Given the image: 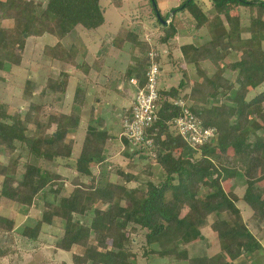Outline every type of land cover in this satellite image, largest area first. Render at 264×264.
<instances>
[{"label": "trees", "instance_id": "16d2710c", "mask_svg": "<svg viewBox=\"0 0 264 264\" xmlns=\"http://www.w3.org/2000/svg\"><path fill=\"white\" fill-rule=\"evenodd\" d=\"M210 1L214 13L205 12L197 0H185L171 11H176L174 17L179 12L185 17L189 14L190 25L194 23L197 31L203 27L210 31L209 40L188 46L185 64L209 61L217 70L209 74L206 69H200V90L192 89L183 96L182 89L190 87L187 70H184L187 81L169 90L161 88L157 120L146 131L152 143L136 147L133 152L140 157L148 152L152 161L162 166L167 175L163 183L148 181L131 187L129 182L134 177L130 173H126L127 181L123 184L103 181L101 173L96 175L92 167H99L107 160L108 142L112 139L98 122L86 128L82 154L75 162L73 190L57 202L58 182L51 177L58 175L60 160L72 157L67 137L78 130L81 123L80 111L66 113L53 108L67 92L69 75L62 72L58 79L48 78L39 103L32 100L24 113L10 115L7 106L0 101V147L10 155L21 150L37 159L36 163H22L20 154L11 157L0 188V203L9 199L18 205L32 206L39 194L48 191L49 185L54 198L45 201V212L34 226H24L20 232L23 237L37 240L44 225H53L59 217L63 233L57 240V248L71 251L78 246L83 249L82 253L73 254L74 264H139L131 255L132 235L139 227L146 230L145 242L149 249L143 255L149 258L155 256L187 264H221L236 262L260 249L261 244L253 232L246 230L240 234L229 222L230 218L239 216L242 209L237 206L239 196L228 193L223 183L241 171L246 180L241 199L252 209V216L264 222V0ZM151 2L156 14L159 12L161 18L169 19L171 11L163 16L158 7L155 9L156 0ZM241 7L250 8L247 24L239 15ZM5 21L11 24L4 25ZM105 23L101 0H5L0 4V74L7 64H21L29 37L46 33L58 38L55 45L45 46L44 53L48 57L76 62L78 48L72 45L67 49L62 40L78 26L95 30ZM161 24L165 34L157 40L167 44L176 37L178 29L173 21ZM125 40L132 45V63L127 67L125 79L130 82L137 78L138 86L143 87L149 43L140 41L139 35L131 31L122 38L123 42ZM231 51L240 52L239 59L233 62V79L227 78L220 66ZM221 95L227 101L221 102L219 107L207 106L198 111L191 105L205 125L217 129V137L211 144L190 148L186 140L171 129L172 121L181 114L174 102L183 98L207 105L209 100ZM46 100L51 102L46 103ZM76 103L80 107L84 104L80 89L74 95ZM254 116L263 133H259L258 128H249ZM21 121L34 125V131L27 133ZM127 145L130 150L128 142ZM176 149L181 151L179 156L173 153ZM19 166L23 167L22 171L18 170ZM91 179L95 183H91ZM127 202L129 207L125 205ZM182 210L186 211L181 214ZM214 213L219 217L210 227L217 234L218 249L195 255L188 252V256L182 258L181 245L194 234L205 241L202 228L208 225V217ZM222 214L227 217H221ZM78 216H85V220ZM14 225L13 219L0 214V257L14 251Z\"/></svg>", "mask_w": 264, "mask_h": 264}, {"label": "rangeland", "instance_id": "374dc122", "mask_svg": "<svg viewBox=\"0 0 264 264\" xmlns=\"http://www.w3.org/2000/svg\"><path fill=\"white\" fill-rule=\"evenodd\" d=\"M183 1L185 0H156L157 7L160 9L163 16H166L172 8L179 7ZM4 2L5 0H0V4H3ZM197 3L205 12H215L214 7L212 6L213 4L210 0H197ZM45 4L46 3L44 2V5ZM101 4L104 9L107 23L102 25L99 31L105 28L102 35L106 37L107 40H115L117 36H124L123 38H125L128 31L138 34L140 41H146L147 37L151 39L153 42L152 45H155V49L160 53V65L161 68L164 69L162 80H160V87L162 85L161 88L169 90L173 86L178 87L182 81H187V79L184 78V70H187L190 78V87L186 86L182 89L183 96L185 94H189L192 89L200 90L198 87L200 69H206L209 74H213L217 70L218 67L209 61L189 65L185 64V59L180 58L183 54L180 56L176 55L178 46L182 42L183 44L192 42V44L196 46L204 43L211 37L208 27H203L201 30L197 31L194 28V23L193 26L190 25L191 19L189 18V14L188 17H185L183 12H179L176 17H174L176 11L173 10L170 12L167 24L173 21L178 29V34L165 44L160 43L157 40L159 37L163 36L165 32L163 31V25L161 24L163 22L159 19L158 14L154 12L151 0H101ZM253 11H255L253 12L255 15L256 9ZM250 13V8H239V15L242 17L244 24L248 23ZM10 24V21L4 22V25ZM92 31L93 30H87L82 26H78L62 40V43L67 49H70L72 45H75L76 47L79 45L82 47L83 44H88L92 39L94 35ZM191 36V41H185L186 37ZM179 40L181 43L178 42ZM57 42L58 38L49 33L40 37H29L25 44L24 57L21 64H7L6 68L1 71L0 75L2 80H0V101L7 106L8 113L10 115H13L16 112L24 113L32 100L39 103L42 98L40 97V94L46 86L48 78L51 77L58 79L62 72L69 75V87H67V91L70 89L71 95H67L66 92V94L62 96L59 103L55 102L53 108L57 112L65 111L75 112L78 114L80 110H78L77 106L80 105L77 103L74 104V91H76L78 87H82L81 89L85 88L91 90V92L94 89L96 90V86L94 84H90L88 82L89 78L84 76L86 73L83 69L79 67L76 68V66L69 60H52L44 53L46 45L53 46ZM124 44L125 43H123L122 46H124ZM108 45H111V41H109ZM127 47L128 48L126 49L128 50L131 45L129 47V44H127ZM120 48L121 46L118 47V49ZM81 53L82 54H78L77 59H80H78V62L80 61V63H83L84 60L87 63L90 55L87 53L84 54L83 51ZM143 54L146 58L147 51ZM239 55L240 52L231 51L226 58V61L220 65L227 78H234L233 62L239 59ZM139 56H143L142 53H139ZM184 65H187V67L185 68ZM168 74H174L175 78L172 82L167 83L165 86V81L169 79ZM70 75H73V81L70 80ZM102 81L103 79H101V82ZM186 101L189 105H192L195 109L201 111L207 106L219 107L221 102L223 103L227 100L224 95H221L216 99L209 100L207 105L193 99ZM50 102L49 100H46V103ZM81 106H84V104ZM120 111H122V109H120ZM124 114L121 113V115H119L118 112L116 115V122L118 121L121 125L123 124ZM86 116L83 117L85 120L87 118ZM254 117L255 118L249 128H258V132L263 133L261 126L259 127L260 123L256 120L257 117ZM21 124L22 126L24 125L27 133L31 134V132L34 131V125L24 123L23 121H21ZM85 126L86 124H83V126L74 133L68 135L67 142L72 149V157L70 159L60 160V166L57 167L58 175H53L51 177L52 180L58 182L56 188V190L58 189V195L56 198L57 202L60 201L62 196H68L73 190V179L76 176L74 167L76 159L80 154H82V139L84 137ZM122 132L123 125L122 131L117 137L115 136L117 141L114 138L113 141L110 140L108 142L107 160L99 167L94 165L92 167L93 172L96 175L101 173V175H103V181L110 180L119 184L125 183L127 181L126 173H130L134 177V180L129 182L131 187L142 185V183L145 184L148 181H152L156 184L163 183L166 180L167 175L162 166L152 161V157H149L148 152L143 153L144 157H140L139 154L134 155V153H129V150H127L129 149L128 145L126 146L127 141L122 138ZM189 147L192 149L194 148L190 145ZM180 152L181 151L179 149H176L173 153L174 155L179 156ZM231 153L232 152H230V154ZM19 154L21 155L22 163L37 162V159L34 156L29 155L27 151L18 150L15 154L10 155L0 147V188L4 179L6 167L9 165L11 157ZM22 166L18 167L19 171L23 170ZM86 179V177L83 178L85 181ZM89 181L91 183H95L94 179ZM223 184L228 193L234 192L239 196L237 206L242 209V213L239 216L230 218L229 222L240 234L246 230H250L256 235V237L262 239V243H260V249H257L253 254H249L245 258L236 262L227 263L226 261H223L221 264H264V252H261L264 251V222H261L252 216V209L241 199L246 189L245 178L242 176L241 171H239L238 175L230 180H227ZM204 186L207 187L205 184ZM50 188L51 185L47 188L49 192L46 191L45 194H39L32 206L18 205L17 202L9 199H3L0 203V214L14 220V228L16 231L12 244L14 251H12V253L8 256L0 257V264H74L73 254L82 253L83 249L78 246L73 247L71 251H64L57 248V240L60 239L63 233V222L59 217L55 219L53 225H44V230L40 233L37 240L25 238L20 233L24 229V226H34L43 216L45 212V201L54 199L53 194L50 192ZM125 205L129 207L130 203L127 202ZM185 211L186 210H182L181 214ZM218 217L219 215L215 213L209 215L208 225L202 228V232L206 238L204 242L200 239L198 234H194L193 237L187 241V243H183L181 245V250H184L181 254L182 258H186V256H188V252L191 255H195L210 253L212 251L214 252L218 249L217 234L210 227V225L217 220ZM221 217L226 218L227 215L222 214ZM78 218L83 221L85 220V216H78ZM145 234L146 230L139 227L137 232L132 235L133 243L131 247V255L136 257L139 264H187L184 261L171 262L166 259H159L155 256L150 258L145 257L143 253L145 250L149 249L146 246Z\"/></svg>", "mask_w": 264, "mask_h": 264}, {"label": "crops", "instance_id": "0c3cea01", "mask_svg": "<svg viewBox=\"0 0 264 264\" xmlns=\"http://www.w3.org/2000/svg\"><path fill=\"white\" fill-rule=\"evenodd\" d=\"M100 28L101 26L92 31L94 35L88 44H83L82 47L78 45L77 47L78 54H82L81 52L83 51L84 54L87 53L88 55H90L88 62L86 63L83 60V63H80V61L78 62L79 58H76V62H71L76 66V68L79 67L83 69L86 73V75L84 76H87V78H89L88 82L96 86V90L94 89L92 91L93 93L91 92V90L85 88L81 89L82 87H78V89L83 90V94L85 95L84 106H79V114L82 118L79 128L82 127L83 124H86V126L84 127L85 137L87 126L89 124L96 125L98 124V122H100L101 129L104 128L105 130H107L108 133L112 136L111 141H113L115 136L117 137L118 134L122 131V125L119 124L118 121L116 122V115L118 114V112L119 115H121V113L124 114L129 110V107L134 99V95L137 91V86L131 81L128 82L125 79V72L127 70V67L132 63L131 43L127 40L123 42L122 38L124 36H117L115 40H107L106 37L102 35L105 28L99 31ZM191 38L192 36L186 37L185 41H191ZM109 41H111V45H108ZM178 42H180V40ZM123 43H125L124 46H122ZM127 44H129V47L131 45L128 50L126 49L128 48ZM187 45L194 46L192 42H187L184 44L182 42L178 46V50L176 51L177 53L175 52L176 55L180 56L183 54L182 57L180 56V58L184 59L185 50L188 49ZM120 46L121 48L118 49V47ZM163 73L164 69L161 68L160 80H162ZM174 74H168L169 79L165 81V86L167 83L173 81V79L175 78ZM101 79H103L102 82ZM70 80L73 81V75H70ZM75 93L76 91H74L73 93V99ZM68 94L69 96L71 95L70 89H68L67 91V95ZM120 109H122L123 112L120 111ZM84 116L87 117L86 120L83 118ZM84 137L82 139V142L84 140ZM115 140L117 141L116 138ZM258 240L260 243H262L261 238H258Z\"/></svg>", "mask_w": 264, "mask_h": 264}, {"label": "built area", "instance_id": "2783aa9c", "mask_svg": "<svg viewBox=\"0 0 264 264\" xmlns=\"http://www.w3.org/2000/svg\"><path fill=\"white\" fill-rule=\"evenodd\" d=\"M146 41L150 45L146 84L139 87L137 78L131 79V82L137 86V91L129 110L123 117L122 138L130 145L129 153H133L136 147L145 143L147 145L152 143L150 139H147L146 131L157 120V106L161 97L159 93L161 89L160 53L155 49V45H152L153 42L149 37ZM174 103L180 107L181 114L172 121V131L181 135L194 148L211 144L216 140L217 129L205 125L185 99L179 98Z\"/></svg>", "mask_w": 264, "mask_h": 264}, {"label": "water", "instance_id": "95a60500", "mask_svg": "<svg viewBox=\"0 0 264 264\" xmlns=\"http://www.w3.org/2000/svg\"><path fill=\"white\" fill-rule=\"evenodd\" d=\"M153 4H154V6H155V9H158L157 6L155 5V2H153ZM157 14H158V16H159V19H161V21L163 22V24H167V23H168L167 20H165V19H163V18L160 17V13H159V12H157Z\"/></svg>", "mask_w": 264, "mask_h": 264}]
</instances>
